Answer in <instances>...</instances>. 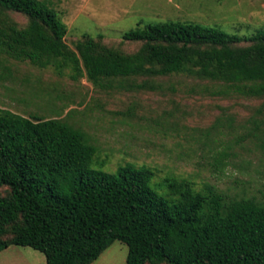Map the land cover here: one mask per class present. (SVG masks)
<instances>
[{"label":"trees","instance_id":"obj_1","mask_svg":"<svg viewBox=\"0 0 264 264\" xmlns=\"http://www.w3.org/2000/svg\"><path fill=\"white\" fill-rule=\"evenodd\" d=\"M67 33L44 1L0 0V56L9 60L103 90H144L148 83L133 80L185 74L224 94L264 98L263 31L239 39L192 22L140 23L122 37L139 44L133 53L101 35L71 48ZM96 152L60 119L0 110V252L29 247L46 264H92L119 241L126 264H264V204L187 180L155 184L152 170L133 164L106 173Z\"/></svg>","mask_w":264,"mask_h":264},{"label":"rangeland","instance_id":"obj_2","mask_svg":"<svg viewBox=\"0 0 264 264\" xmlns=\"http://www.w3.org/2000/svg\"><path fill=\"white\" fill-rule=\"evenodd\" d=\"M67 26L73 48L83 35L125 53L123 41L140 23L192 22L245 39L264 32V0H40ZM23 27L27 18L10 13ZM144 90H103L68 72L39 69L0 56V110L57 118L96 149L95 167L114 173L133 164L154 172L153 183L187 180L197 191L264 204V98L224 94L220 84L185 74L136 78ZM152 86L153 88H151ZM128 247L114 242L92 264H126ZM0 264H46L42 253L11 246Z\"/></svg>","mask_w":264,"mask_h":264}]
</instances>
